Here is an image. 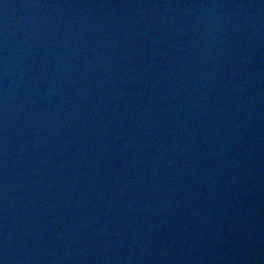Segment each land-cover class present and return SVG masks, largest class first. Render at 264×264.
<instances>
[{"label": "water", "instance_id": "obj_1", "mask_svg": "<svg viewBox=\"0 0 264 264\" xmlns=\"http://www.w3.org/2000/svg\"><path fill=\"white\" fill-rule=\"evenodd\" d=\"M0 264H264V0H0Z\"/></svg>", "mask_w": 264, "mask_h": 264}]
</instances>
